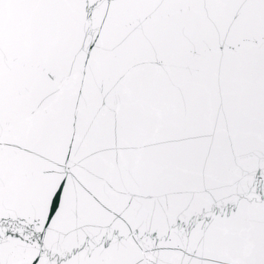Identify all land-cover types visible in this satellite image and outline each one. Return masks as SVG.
Masks as SVG:
<instances>
[{
  "label": "snow or ice",
  "instance_id": "1",
  "mask_svg": "<svg viewBox=\"0 0 264 264\" xmlns=\"http://www.w3.org/2000/svg\"><path fill=\"white\" fill-rule=\"evenodd\" d=\"M0 264H264V0H0Z\"/></svg>",
  "mask_w": 264,
  "mask_h": 264
}]
</instances>
